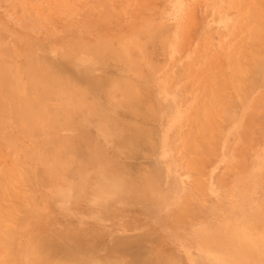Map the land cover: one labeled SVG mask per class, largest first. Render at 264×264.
I'll return each instance as SVG.
<instances>
[{"label":"rangeland","instance_id":"obj_1","mask_svg":"<svg viewBox=\"0 0 264 264\" xmlns=\"http://www.w3.org/2000/svg\"><path fill=\"white\" fill-rule=\"evenodd\" d=\"M77 254L264 264V0H0V264Z\"/></svg>","mask_w":264,"mask_h":264},{"label":"bare ground","instance_id":"obj_2","mask_svg":"<svg viewBox=\"0 0 264 264\" xmlns=\"http://www.w3.org/2000/svg\"><path fill=\"white\" fill-rule=\"evenodd\" d=\"M162 32V31H161ZM161 32H158L159 34H161ZM162 34H163V32H162ZM161 34V35H162ZM163 40V39H162ZM109 43H111V42H109ZM112 44V43H111ZM97 49V48H96ZM96 53V52H95ZM98 54H100V53H98ZM115 55H117V53L115 52ZM68 72V71H67ZM27 75H30V74H27ZM32 76L34 75V73H32L31 74ZM47 75V74H46ZM67 76L69 77V75L67 74ZM72 76V75H71ZM28 77H30V76H28ZM47 78H48V82H46V87H47V89H48V91L50 92V93H53V94H55L56 96H59L58 94H62V90H60L61 88H62V86L60 85V89H57V87L55 86V85H53V83H51V81H53V80H49V75H47ZM28 80H30L29 81V84H28V88L30 87V88H32V89H34V90H36L35 92H34V97L36 98H39L40 96H39V94H40V92H39V94H38V96L35 94V93H37L41 88H43V83H42V81L39 79V77H38V75L37 76H35V77H32L31 79H28ZM68 81H69V79H68ZM68 81H64V82H67L66 84H68ZM62 84V83H61ZM66 87V86H65ZM67 87H69V84H68V86ZM75 87H77V86H75ZM109 89V88H108ZM112 91H113V89L111 90V88H110V90H108L107 92V95H108V99H109V101H110V97H111V94H113L112 93ZM63 92H68V91H66V90H63ZM60 94V95H61ZM31 97L30 98H32L33 96L32 95H30ZM34 97H33V99H34ZM34 99V101H35V103H38L37 101L39 100L40 101V98L39 99ZM57 98V97H56ZM203 98V97H202ZM28 99V100H27ZM27 99H25V100H27V101H25V102H29V97L27 98ZM37 100V101H36ZM199 100H200V98H199ZM211 100V99H210ZM23 101V102H24ZM32 101V102H31ZM200 102V101H199ZM124 103V100H122V102L121 101H119L118 102V104H116V103H113V107H117L118 105L119 106H124L125 104H123ZM30 105H31V108L33 109V107H34V105H32V104H34V102H33V100L32 99H30V103H29ZM112 104V103H111ZM26 106V105H25ZM25 106H23V108L25 109ZM125 106H127V105H125ZM30 106H28V108H29ZM26 109H27V106H26ZM30 109V108H29ZM28 111H30V110H28ZM27 111V112H28ZM138 111V110H137ZM99 113H100V110L98 111ZM139 112V111H138ZM26 113V112H25ZM24 113V114H25ZM31 113V111L28 113V114H30ZM33 113H36V112H33ZM23 114V115H24ZM32 114V113H31ZM112 120H114V119H111L110 120V122H111V124H112V128H111V134L113 135V136H115V139H118V141L121 143V145H125V144H127V142L128 141H133V138L132 137H138V135L134 132V131H132L130 128V126H127V124L125 125V126H127L125 129H129V131H128V133H129V136L128 137H125L124 139H122L120 136H121V134H122V132H120L117 128H116V124H115V122L114 121H112ZM25 121V120H24ZM31 121V120H30ZM124 129V130H125ZM123 130V131H124ZM137 140H139V138L137 139ZM48 160L50 159V158H47ZM10 232V231H9ZM15 232V231H14ZM11 233V232H10ZM14 234V233H13ZM13 234H10V235H12V236H14ZM15 235H16V233H15ZM15 237V236H14ZM42 247H43V245H42ZM42 247H40V248H42ZM43 253V252H42ZM44 253H46V252H44ZM42 255H44V254H42ZM91 255V254H90ZM69 256V255H68ZM67 255L66 256H63V258H60V259H62V261H64L65 259H67L66 261H69V259L67 258L68 257ZM78 256V257H77ZM77 256L75 255V256H73V257H76L77 258V260H76V258H75V261H77V262H73L74 264H92V263H89V260L86 262L85 260H84V255L82 256V254H77ZM80 256V257H79ZM61 257H62V255H61ZM71 256H69V258H70ZM73 257H71L72 259H74ZM87 257V256H86ZM71 258H70V260H71ZM42 259V258H41ZM60 259L58 260V261H60ZM64 259V260H63ZM86 259V258H85ZM87 259H89V258H87ZM91 260L93 259V258H90ZM113 259V258H112ZM93 261V263H94V261H95V258L92 260ZM70 262V261H69ZM91 262V261H90ZM96 262V261H95ZM111 262V261H110ZM108 263V262H107ZM72 264V263H71ZM95 264V263H94Z\"/></svg>","mask_w":264,"mask_h":264}]
</instances>
